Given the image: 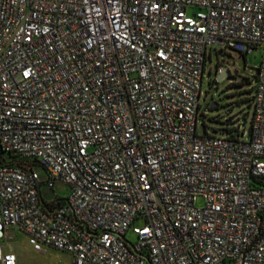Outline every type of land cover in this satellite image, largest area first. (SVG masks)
I'll use <instances>...</instances> for the list:
<instances>
[{
    "label": "built area",
    "instance_id": "obj_1",
    "mask_svg": "<svg viewBox=\"0 0 264 264\" xmlns=\"http://www.w3.org/2000/svg\"><path fill=\"white\" fill-rule=\"evenodd\" d=\"M211 45L262 52L249 134L199 131ZM0 149L28 162L0 164V264L13 229L70 264H264V0H0Z\"/></svg>",
    "mask_w": 264,
    "mask_h": 264
},
{
    "label": "rangeland",
    "instance_id": "obj_2",
    "mask_svg": "<svg viewBox=\"0 0 264 264\" xmlns=\"http://www.w3.org/2000/svg\"><path fill=\"white\" fill-rule=\"evenodd\" d=\"M261 58L262 52L260 49H256L245 56L239 51L229 48L209 46L203 85L204 94L201 97V104L204 107L206 116L201 115L199 119L200 132L225 137L228 135L227 131L238 129L240 126V133L246 131L249 134L252 127L254 108L248 99L253 96V87L256 83L255 73ZM222 66L228 68L230 73L223 80H218L216 74L221 73L220 68ZM245 77L247 81L244 80ZM213 101L217 103L215 108L211 106ZM205 122L207 126H205ZM244 138L246 139L247 136H244ZM33 166L43 182L40 190L46 202L68 196L70 186L67 182L57 180L53 188L49 187L46 184L49 178L47 169L40 163H35ZM196 205L202 206L203 199L198 198ZM143 223L142 219H138L135 225L141 226ZM127 238L134 242L137 240V235L129 230ZM22 239L18 264L71 263V255L68 252L54 248L37 252L25 238Z\"/></svg>",
    "mask_w": 264,
    "mask_h": 264
},
{
    "label": "trees",
    "instance_id": "obj_3",
    "mask_svg": "<svg viewBox=\"0 0 264 264\" xmlns=\"http://www.w3.org/2000/svg\"><path fill=\"white\" fill-rule=\"evenodd\" d=\"M246 56V54H243ZM217 77V74H216ZM245 81H247V78H244ZM243 80V82H245ZM254 90V87H253ZM252 99L253 96H251L248 101H251V105H252ZM215 108V107H214ZM24 163H28L25 160H23L22 158H19L18 156L11 154V153H7L4 152L3 150L0 149V164H24Z\"/></svg>",
    "mask_w": 264,
    "mask_h": 264
},
{
    "label": "crops",
    "instance_id": "obj_4",
    "mask_svg": "<svg viewBox=\"0 0 264 264\" xmlns=\"http://www.w3.org/2000/svg\"><path fill=\"white\" fill-rule=\"evenodd\" d=\"M12 231H13L12 232L13 233L12 234V244H13L15 252L18 255V263H19V261H20L19 253L21 251V245H22V241H23L22 238H25V240L28 241V236L26 234L22 233L21 231L16 230V229H13ZM28 243H29V241H28ZM49 249H51V248H49Z\"/></svg>",
    "mask_w": 264,
    "mask_h": 264
},
{
    "label": "water",
    "instance_id": "obj_5",
    "mask_svg": "<svg viewBox=\"0 0 264 264\" xmlns=\"http://www.w3.org/2000/svg\"><path fill=\"white\" fill-rule=\"evenodd\" d=\"M229 70L228 68L224 67L223 72H221L220 74L217 75V79L218 80H223L227 75H229ZM211 106L212 107H216L217 103L216 102H211Z\"/></svg>",
    "mask_w": 264,
    "mask_h": 264
}]
</instances>
